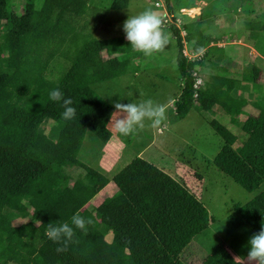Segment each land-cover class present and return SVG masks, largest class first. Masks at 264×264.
<instances>
[{
    "label": "trees",
    "instance_id": "1",
    "mask_svg": "<svg viewBox=\"0 0 264 264\" xmlns=\"http://www.w3.org/2000/svg\"><path fill=\"white\" fill-rule=\"evenodd\" d=\"M95 1L43 0L36 8L35 0H26L15 15L10 1L0 0V264H182V250L212 221L183 185L140 157L112 177L113 197L93 212L84 208L109 179L77 154L87 132L102 145L110 140L107 124L114 112L91 86L127 74L134 58L127 57L132 48L124 38L107 43L94 36L88 20L80 26L71 21L68 15H91L98 25L107 9L129 4L112 0L98 14ZM165 11L172 12L168 4ZM170 29L182 80L174 116L182 120L191 109L208 112L213 107L227 115L226 126L208 121L223 141L211 164L247 192L263 187L228 216L233 226L243 224L256 233L264 222V95L254 92L246 100L234 94L236 80L220 75L205 83L199 72L206 67L212 39L203 37L200 24L194 23L196 42L189 51L195 56L189 59L180 31ZM103 50L109 58L102 57ZM194 73L204 80L196 97ZM259 74L258 67L245 66L240 79L255 84ZM56 87L72 98L76 114L71 120L61 117L60 102L49 99V90ZM247 105L257 113H246ZM74 213L91 223L86 231L74 228L73 240L57 251L60 244L46 236V225L70 222ZM19 214L28 220L15 223ZM201 264L240 263L217 244Z\"/></svg>",
    "mask_w": 264,
    "mask_h": 264
},
{
    "label": "rangeland",
    "instance_id": "2",
    "mask_svg": "<svg viewBox=\"0 0 264 264\" xmlns=\"http://www.w3.org/2000/svg\"><path fill=\"white\" fill-rule=\"evenodd\" d=\"M9 1L15 15L21 12L26 3V0ZM111 1L96 0L98 14L107 9ZM38 3L41 0H35L36 8H39ZM166 4L172 11L170 14L165 11ZM145 9L153 10L161 17L162 33L167 36L168 43L150 56L132 49L127 54V57L134 56L127 74L93 84L91 88L113 108L112 102L118 99L128 103L151 98L155 103L163 105L164 118L156 127L149 126L146 120L144 127L122 135L114 127L119 114L113 113L107 124L112 137L106 144L102 145L92 133L85 134L77 158L103 173L109 182L84 208L93 212L101 202L113 197L117 188L111 182L112 177L133 158L140 157L153 166H161V171L167 169L176 181L204 204L212 221L193 241L195 246H207L204 247L207 255L217 244L229 246L240 251V254L247 252V241L254 232L243 224L233 226L228 216L236 205L244 204L255 193L245 191L211 164L223 141L208 125V121L213 119L226 126L228 118L224 112L213 107L212 112L191 109L182 120L174 116V105L180 96L182 80L176 68L177 48L170 28L172 25L180 31L185 56L192 59L195 54L189 50L196 42L192 36L193 25L199 22L202 36L211 38L210 46L213 45L205 53L206 67L199 72L205 83L211 75L229 77L236 80L234 94L241 93L248 100L254 95L249 96L247 91L264 93V0H162L159 8L154 6L153 0H129L125 9H107L104 20L98 25L93 23L91 15L80 19L68 16L78 26L88 20V26L100 40L109 43L110 39L121 37L129 43L122 29L123 21L128 15ZM164 19H171V22L164 26ZM248 23L252 24L251 28L247 26ZM215 47L222 51H215ZM102 57L109 58L106 50H103ZM212 65L217 68L210 69ZM250 65L260 69L256 84H245L240 79L243 68ZM248 111L254 114L257 112L251 107H248ZM248 111L245 109L246 113ZM238 118L244 121L245 116ZM46 133L49 134V127ZM143 151L142 156L137 155ZM27 220L24 214H19L15 223ZM105 231V238L109 241L110 232ZM191 255L193 253L188 250L184 251L180 259L185 264H198L199 259Z\"/></svg>",
    "mask_w": 264,
    "mask_h": 264
},
{
    "label": "clouds",
    "instance_id": "3",
    "mask_svg": "<svg viewBox=\"0 0 264 264\" xmlns=\"http://www.w3.org/2000/svg\"><path fill=\"white\" fill-rule=\"evenodd\" d=\"M41 6L42 0L37 4V7ZM161 24L162 19L157 12L145 9L137 14L128 15L123 21L122 29L132 49L141 51L145 56H150L162 50L168 43L167 36L162 33ZM48 96L50 100L61 103L63 111L60 115L63 119L71 120L75 117L76 108L72 104V98L66 96L59 87L50 89ZM112 103L115 109L113 113L119 114L115 119L114 127L122 135H128L136 128L144 127L146 120L149 126L156 127L164 118L163 105L155 103L151 98L128 103H122L118 99ZM90 223V219L74 213L70 217V222L48 223L45 234L50 240L59 242L60 246L57 251H62L73 240L74 228L86 231V225ZM247 249L249 261L264 264V222L261 223L260 230L248 239Z\"/></svg>",
    "mask_w": 264,
    "mask_h": 264
},
{
    "label": "crops",
    "instance_id": "4",
    "mask_svg": "<svg viewBox=\"0 0 264 264\" xmlns=\"http://www.w3.org/2000/svg\"><path fill=\"white\" fill-rule=\"evenodd\" d=\"M201 16V14L199 15V17ZM197 23H199V22H197ZM200 24V23H199ZM256 84V83H255ZM245 87V86H244ZM246 90V89H245ZM255 92H257V91H255ZM258 93H260V94H262V95H264V93H262V92H258ZM247 94L249 95V96H252V94L255 96V94L256 93H254V91H252L251 93H249L248 91H247ZM241 95V93H239V95L238 96H240ZM241 96H243V95H241ZM245 98V97H244ZM252 98V97H251ZM250 98V99H251ZM250 99H248V100H250ZM248 107H251L250 105L248 106H246V111H248ZM252 108V107H251ZM256 110V109H255ZM208 112H212V110L211 111H208ZM248 113H250L249 111H248ZM257 113V112H256ZM250 114H254V113H250ZM238 120L239 121H242L243 119H240V118H238ZM112 137V136H111ZM144 154V151L143 152H139L137 155L138 156H142ZM156 166V165H155ZM156 168H159L160 170H161V166H156ZM164 173H166V174H168L171 178H173V179H175L176 180V178L174 177V176H172L170 173H168V171H167V169L166 170H164L163 171ZM178 181V180H177ZM179 182V181H178ZM263 189V187H260L258 190H256V192H254L255 193V195L256 194H258L261 190ZM251 198H253V196L251 197ZM251 198H249V199H247L245 202H244V204L246 203V202H248L249 200H251ZM108 199V198H107ZM102 203V202H101ZM100 203V204H101ZM99 204V205H100ZM204 205V204H203ZM241 205H243V204H241ZM98 207V206H97ZM196 240V238H194L183 250H182V252H181V254H180V256H179V259H180V257H181V255H182V253L184 252V251H189L190 253H193V255L194 256H196L198 259H199V263L198 264H201V262L204 260V258L207 256V250L204 248V247H207V246H204V247H202V245H199L198 247L197 246H195L194 245V243H193V241H195ZM225 250L227 251V253L230 255V257L233 259V261H235V262H238V263H240V264H256V262L255 261H249L248 260V258H247V252H243L242 254H240V251H236V250H233L231 247H229V246H227V247H225ZM193 255H191L192 256V258H193ZM180 261H181V259H180ZM182 262V261H181ZM182 264H185L184 262H182Z\"/></svg>",
    "mask_w": 264,
    "mask_h": 264
},
{
    "label": "built area",
    "instance_id": "5",
    "mask_svg": "<svg viewBox=\"0 0 264 264\" xmlns=\"http://www.w3.org/2000/svg\"><path fill=\"white\" fill-rule=\"evenodd\" d=\"M154 1V6L159 8V6L162 5V0H153ZM170 14V13H169ZM170 18H172V15H170ZM171 19L167 20L164 19L163 25L165 26L168 22H171ZM193 76L195 77V82L193 85V89H194V97H196L197 95V91L199 90V88L203 85V78L199 75V73H194Z\"/></svg>",
    "mask_w": 264,
    "mask_h": 264
}]
</instances>
